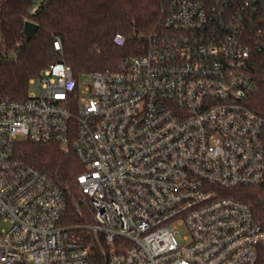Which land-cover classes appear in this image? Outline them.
Here are the masks:
<instances>
[{"label":"built area","instance_id":"built-area-1","mask_svg":"<svg viewBox=\"0 0 264 264\" xmlns=\"http://www.w3.org/2000/svg\"><path fill=\"white\" fill-rule=\"evenodd\" d=\"M256 1L168 0L163 32L118 69L86 84L54 63L24 99L0 97V264H92L22 141L73 150L104 264H257L264 229L233 196L264 183V119L248 106Z\"/></svg>","mask_w":264,"mask_h":264},{"label":"trees","instance_id":"trees-1","mask_svg":"<svg viewBox=\"0 0 264 264\" xmlns=\"http://www.w3.org/2000/svg\"><path fill=\"white\" fill-rule=\"evenodd\" d=\"M37 4V0L0 3V97L24 99L30 80L54 63L69 66L78 80L94 72L118 69L123 59L145 53L151 39L163 32L168 0H47L38 11ZM254 5L258 15L252 23L263 29L264 38V0ZM28 21L38 25L31 39L24 34ZM118 33L126 38L122 47L113 42ZM55 41L61 42L60 51L55 49ZM252 78L258 89L248 106L264 119V46L253 56ZM16 153L62 188L67 202L63 224L89 248L92 264H104L100 245L85 229L95 222L94 211L79 187L77 177L83 166L73 150L22 141ZM233 196L251 207L264 229V183L240 187ZM80 201L82 205L76 207ZM257 264H264V244Z\"/></svg>","mask_w":264,"mask_h":264},{"label":"water","instance_id":"water-1","mask_svg":"<svg viewBox=\"0 0 264 264\" xmlns=\"http://www.w3.org/2000/svg\"><path fill=\"white\" fill-rule=\"evenodd\" d=\"M44 6V3L41 4V8ZM38 30V25L32 21H28L26 22L25 24V30H24V34H25V37L27 39H31L35 33L37 32ZM82 205V201H80L76 207L78 206H81Z\"/></svg>","mask_w":264,"mask_h":264},{"label":"rangeland","instance_id":"rangeland-1","mask_svg":"<svg viewBox=\"0 0 264 264\" xmlns=\"http://www.w3.org/2000/svg\"><path fill=\"white\" fill-rule=\"evenodd\" d=\"M81 80H82V82H84L86 84H90V82H91V75H89V74L88 75H85V76H83L81 78ZM31 91L36 92V93L39 92L37 89H35V87Z\"/></svg>","mask_w":264,"mask_h":264}]
</instances>
